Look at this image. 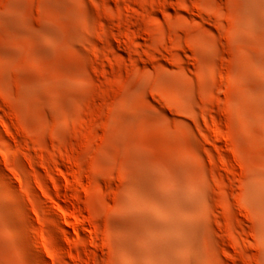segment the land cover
Instances as JSON below:
<instances>
[{
	"label": "rangeland",
	"instance_id": "rangeland-1",
	"mask_svg": "<svg viewBox=\"0 0 264 264\" xmlns=\"http://www.w3.org/2000/svg\"><path fill=\"white\" fill-rule=\"evenodd\" d=\"M0 264H264V0H0Z\"/></svg>",
	"mask_w": 264,
	"mask_h": 264
},
{
	"label": "bare ground",
	"instance_id": "bare-ground-1",
	"mask_svg": "<svg viewBox=\"0 0 264 264\" xmlns=\"http://www.w3.org/2000/svg\"><path fill=\"white\" fill-rule=\"evenodd\" d=\"M201 46H205V43H201ZM12 153H17V150H11Z\"/></svg>",
	"mask_w": 264,
	"mask_h": 264
}]
</instances>
